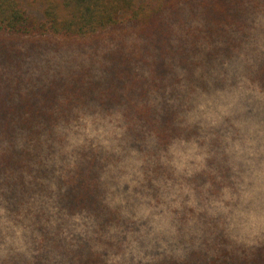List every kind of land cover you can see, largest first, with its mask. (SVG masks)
Wrapping results in <instances>:
<instances>
[{
    "label": "clouds",
    "instance_id": "obj_1",
    "mask_svg": "<svg viewBox=\"0 0 264 264\" xmlns=\"http://www.w3.org/2000/svg\"><path fill=\"white\" fill-rule=\"evenodd\" d=\"M255 7L214 23L130 6L0 167V264L242 260L264 242Z\"/></svg>",
    "mask_w": 264,
    "mask_h": 264
},
{
    "label": "trees",
    "instance_id": "obj_2",
    "mask_svg": "<svg viewBox=\"0 0 264 264\" xmlns=\"http://www.w3.org/2000/svg\"><path fill=\"white\" fill-rule=\"evenodd\" d=\"M156 0H0V44L9 52L14 45L26 42L56 46L68 51H78L82 57L96 52L103 41L116 29V22L130 10L132 5H142ZM173 12L183 14L195 10L199 16L220 23L239 14L236 5L254 4V0H163ZM175 5L176 7H172ZM255 10V9H254ZM257 11V10H256ZM159 13L156 14L158 16ZM155 19V17H154ZM41 46V45H40ZM76 56H73L75 61ZM69 60H72L69 56ZM84 75L78 64L72 63L66 71L36 89L23 82L24 104L21 129L25 136L32 130L34 121L43 119V107L53 99L54 89L64 79H77ZM28 95V97L25 96ZM25 136L22 138L23 143ZM10 150L0 167L16 161V152ZM263 252V251H262ZM196 259L201 258L194 255ZM230 258V261L227 259ZM262 257V256H260ZM263 258V257H262ZM204 264H249L234 255L222 253L208 259Z\"/></svg>",
    "mask_w": 264,
    "mask_h": 264
},
{
    "label": "rangeland",
    "instance_id": "obj_3",
    "mask_svg": "<svg viewBox=\"0 0 264 264\" xmlns=\"http://www.w3.org/2000/svg\"><path fill=\"white\" fill-rule=\"evenodd\" d=\"M262 3L264 0H254L255 10L258 11ZM8 51H4L0 44V163L10 150L17 149L16 146L21 144L25 136L19 119L22 113L17 114L23 110L25 91L23 82L39 89L42 84L54 79L53 76L62 75L66 67H71L73 62L78 64L82 57L78 51L64 50L59 46L53 51V46L42 43L37 45L18 43ZM69 56L72 60H69ZM25 96L28 97L27 94ZM199 256L201 257L199 261L195 256L191 258L192 264H204L207 261L203 259L202 254ZM227 260L230 261V258ZM242 260L249 264H264V242L253 246Z\"/></svg>",
    "mask_w": 264,
    "mask_h": 264
}]
</instances>
